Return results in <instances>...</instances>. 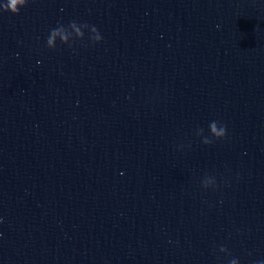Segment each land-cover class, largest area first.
I'll return each instance as SVG.
<instances>
[{
    "label": "water",
    "instance_id": "water-1",
    "mask_svg": "<svg viewBox=\"0 0 264 264\" xmlns=\"http://www.w3.org/2000/svg\"><path fill=\"white\" fill-rule=\"evenodd\" d=\"M0 264H264V0L0 10Z\"/></svg>",
    "mask_w": 264,
    "mask_h": 264
},
{
    "label": "clouds",
    "instance_id": "clouds-1",
    "mask_svg": "<svg viewBox=\"0 0 264 264\" xmlns=\"http://www.w3.org/2000/svg\"><path fill=\"white\" fill-rule=\"evenodd\" d=\"M27 3V0H5L4 3H0V10L4 11V12H11L12 14H19L20 8L24 7ZM75 21L70 22V26H75ZM85 27L89 26L87 23H83ZM93 31L96 32L97 35V39H102V37L99 35V32L97 30V28L95 26H91ZM63 26H59L57 28H54L52 30H50V34L48 36L47 39V45L49 47L53 46V41L55 39V36L57 34H59L62 31ZM212 131L215 135L217 136H224L226 135V127L224 126L223 128H221L219 131H217L216 127H215V122H213L212 124Z\"/></svg>",
    "mask_w": 264,
    "mask_h": 264
}]
</instances>
